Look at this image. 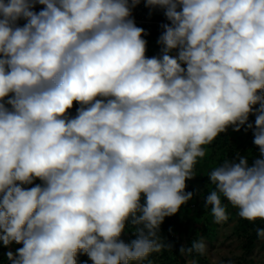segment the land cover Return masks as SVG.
I'll return each mask as SVG.
<instances>
[{
  "label": "clouds",
  "instance_id": "obj_1",
  "mask_svg": "<svg viewBox=\"0 0 264 264\" xmlns=\"http://www.w3.org/2000/svg\"><path fill=\"white\" fill-rule=\"evenodd\" d=\"M141 2L0 0L9 264H142L170 250L160 226L194 198L186 181L230 127L252 130L257 154L213 168L203 205L217 224L229 219L222 197L264 221V0H143L170 22L152 57L133 17ZM256 235L264 242V227ZM206 247L198 238L180 253Z\"/></svg>",
  "mask_w": 264,
  "mask_h": 264
},
{
  "label": "trees",
  "instance_id": "obj_2",
  "mask_svg": "<svg viewBox=\"0 0 264 264\" xmlns=\"http://www.w3.org/2000/svg\"><path fill=\"white\" fill-rule=\"evenodd\" d=\"M146 39H158L156 36V32L152 31L150 36L145 37ZM78 105L74 104L73 109L71 110V114L75 115V109ZM253 116V115H250ZM249 116V117H250ZM246 127V126H245ZM251 138V130L247 132L242 127L239 132L233 131L232 128H228L227 132L222 133L218 136L211 144L207 145L210 148V151H206V156L203 159H200L198 163L195 165V177L193 179L186 181V189L187 192H193L194 198L199 199L206 197L210 194V191L214 190V185L211 184L208 179V174L210 171L219 166L225 159H231L235 155L240 154L247 156L250 160L257 154V149L254 143L246 144L248 139ZM246 144V146H245ZM210 162H215L213 167H210ZM41 181L36 180L35 184H39ZM197 184L203 187V192H200V189L196 187ZM35 186V185H31ZM25 186V187H31ZM193 200V199H192ZM190 200V201H192ZM226 199L222 197V202L227 204ZM194 207L191 208L190 207ZM210 207V206H209ZM193 209V210H191ZM192 211V213H191ZM233 216H237V225H236V233L242 239V248L245 252L251 251L257 242L262 243V247H264V242H261L256 235V229L264 227V221H255L249 222L245 219L240 218L237 215V210L232 209ZM207 210L204 207L198 208L192 206V204H185L181 207V209L174 215L170 217H166L164 222L160 226V234L165 241L171 245V249H165L160 253H153L148 257V260L142 262V264H180L179 260L175 257V255L182 248L181 246V237L180 234L183 232H187L189 235L195 236V234L199 233H207L208 236H212L214 231V226H212L208 222V217L204 218ZM182 213L188 219L192 220L193 226H188L185 229L186 222L181 221ZM204 218V224L198 227V223L201 222V219ZM230 219V218H229ZM126 243L130 242L134 239V235L130 229H127L125 233L121 237ZM194 239L189 240V243L185 248L191 246ZM16 248V245L13 246ZM13 249V248H12ZM192 262L189 264H208L201 254L193 253L191 256ZM4 260L5 264H9L7 259H4L0 256V261ZM78 264H92L88 260L87 255L81 254L77 257ZM133 264V263H132ZM183 264H186L185 261Z\"/></svg>",
  "mask_w": 264,
  "mask_h": 264
},
{
  "label": "rangeland",
  "instance_id": "obj_3",
  "mask_svg": "<svg viewBox=\"0 0 264 264\" xmlns=\"http://www.w3.org/2000/svg\"><path fill=\"white\" fill-rule=\"evenodd\" d=\"M163 12V10H161ZM147 40V53L146 55L148 57L159 55L160 52V46L157 44L158 39H146ZM253 144V140L251 138L248 139L246 144ZM245 144V146H246ZM206 151H210V148L205 146ZM215 165V162H210V167H213ZM196 187L200 189V192H203V187L200 186V184H197ZM205 198V197H204ZM204 198L195 199L193 198L192 201H188L187 204H192V206L201 208L204 207ZM227 204V211L229 214L228 221L217 224L214 221V217L211 214V208L207 207L205 208L207 210L204 218L208 217V222L214 226V231L212 236H208L207 233H202L201 231L195 236L189 235L187 232H183L180 234L181 237V246L183 248L186 247V245L189 243V240L191 239H198L203 238L205 241L207 247L204 254H202V257L205 259V261L208 264H264V247H262V243L257 242L255 244V247L249 251L245 252L242 248V239L241 237L236 233V225H237V216H233L232 209L234 208L228 204L227 200L225 201ZM191 207V205H190ZM194 208V207H191ZM193 210V209H191ZM192 213V211H191ZM204 218L201 219V222L198 223V227L202 226L204 224ZM181 221L186 222L185 229L188 226H193L192 220L185 217V215L182 213L181 215ZM16 247H22V245H16ZM14 247L13 250L14 251ZM10 249L4 248L0 246V256L4 259H7L5 253L9 251ZM88 257V256H87ZM175 257L179 260L180 264H183L185 261L186 264H189L192 262L191 257L182 255L179 252L175 255ZM88 260L92 262L89 258ZM5 261H0V264H5ZM133 264H137V262H132Z\"/></svg>",
  "mask_w": 264,
  "mask_h": 264
},
{
  "label": "built area",
  "instance_id": "obj_4",
  "mask_svg": "<svg viewBox=\"0 0 264 264\" xmlns=\"http://www.w3.org/2000/svg\"><path fill=\"white\" fill-rule=\"evenodd\" d=\"M43 6L37 5L36 10L39 11ZM133 17L135 23L138 27H141L147 33L144 37L150 36L152 31L156 32V36L159 38L163 29L161 28L162 24L170 23L165 18L163 12L160 9H149L145 7L143 0L135 9H133ZM249 122H255V116L249 117ZM251 140H254L253 133L251 130ZM256 147V146H255ZM257 149V147H256ZM258 151V149H257Z\"/></svg>",
  "mask_w": 264,
  "mask_h": 264
},
{
  "label": "crops",
  "instance_id": "obj_5",
  "mask_svg": "<svg viewBox=\"0 0 264 264\" xmlns=\"http://www.w3.org/2000/svg\"><path fill=\"white\" fill-rule=\"evenodd\" d=\"M19 23L22 25V24L24 23V21H23V20H21Z\"/></svg>",
  "mask_w": 264,
  "mask_h": 264
}]
</instances>
